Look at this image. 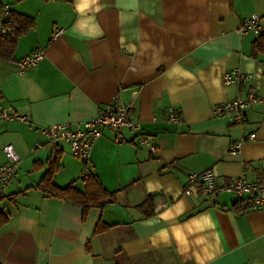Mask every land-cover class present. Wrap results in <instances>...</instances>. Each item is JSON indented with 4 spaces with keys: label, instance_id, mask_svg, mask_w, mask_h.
Wrapping results in <instances>:
<instances>
[{
    "label": "crops",
    "instance_id": "1",
    "mask_svg": "<svg viewBox=\"0 0 264 264\" xmlns=\"http://www.w3.org/2000/svg\"><path fill=\"white\" fill-rule=\"evenodd\" d=\"M2 5L34 26L18 38L11 58H0L2 104L25 118L0 123V164L6 145L21 158L4 195L14 199L0 202L8 215L0 230V264H264V211H236L239 201L231 193H183L189 173L212 170L223 186L264 171V52L254 55L257 37L239 33L242 18L264 19V0H0ZM38 50L43 60L18 74L16 64ZM235 69L250 75L263 100L241 125L212 114L244 95L223 83ZM133 93V115L157 152L152 156L128 131H103L88 171L116 192L115 203L92 208L83 219L80 207L35 189L55 150L60 169L54 184L84 188L81 163L65 144H46L42 128L85 123L115 96L127 102ZM169 107L180 111L181 124L165 122ZM251 133L255 140L229 155L230 145ZM23 170L38 177L35 184H26ZM100 223L108 228L95 234Z\"/></svg>",
    "mask_w": 264,
    "mask_h": 264
},
{
    "label": "built area",
    "instance_id": "2",
    "mask_svg": "<svg viewBox=\"0 0 264 264\" xmlns=\"http://www.w3.org/2000/svg\"><path fill=\"white\" fill-rule=\"evenodd\" d=\"M10 17V8L8 5H2L0 8V36L7 33L6 23ZM239 33L244 36L252 34L256 37L264 34V19L256 15L244 17L240 21ZM61 31L54 33L53 38H57ZM44 54L42 51H35L16 64L18 74H24L35 67ZM250 75L231 70L223 75L225 86H236L243 91L244 95L231 99L213 108V116H229L236 125H241L246 121V113L253 106L263 103L254 87L250 84ZM136 98L133 93L129 101H122L119 96L114 99L91 120L77 124L72 127L69 124L52 125L40 130L41 138L46 144L58 146L65 144L69 148L70 154L77 159L85 172L81 178H87L90 153L94 144L102 137L104 130L113 132L128 131L135 135L137 144L146 148L152 156L156 155L157 149L153 145L151 138L140 131V124L136 121L132 105ZM164 120L171 124H181L183 119L179 110L174 107L166 109ZM24 122L25 118L12 115L2 104V92L0 88V123L1 122ZM256 138L255 133L249 134L245 139L235 141L230 145L228 153L236 156L240 153L244 142H252ZM36 148H41L37 144ZM5 163L0 164V196L6 194L11 187L13 179L18 171L21 158L11 145H6L2 149ZM186 196L199 195L201 197H214L220 193H231L237 200L244 202L248 211H264V171L255 175L254 180H248L245 177L235 179L229 185L219 186L215 182V175L212 170H206L200 173H189L186 176V182L183 189Z\"/></svg>",
    "mask_w": 264,
    "mask_h": 264
},
{
    "label": "trees",
    "instance_id": "3",
    "mask_svg": "<svg viewBox=\"0 0 264 264\" xmlns=\"http://www.w3.org/2000/svg\"><path fill=\"white\" fill-rule=\"evenodd\" d=\"M2 7V6H1ZM6 29H8L6 35L0 36V58H11L20 36L24 35L29 29L34 26V22L31 18L19 15L16 13H10L8 22L6 23ZM264 52V34L257 37L252 45V53L254 55ZM56 147V146H55ZM60 152L55 150L54 154L45 163L47 170L37 182L35 189L40 191L43 195L61 200L65 203L78 206L82 209V216L85 219L86 214L92 208L100 209L106 205L113 204L116 201V192H108L100 182L96 175L87 171L89 174L87 178H81L84 188L83 191L75 189L73 183L65 187H58L54 184L53 180L56 173L60 169ZM37 170L39 165H34ZM84 169V168H83ZM85 171V169H84ZM15 195H9L7 197L0 196V202L5 198L8 201H12ZM150 201L148 197L144 202L147 205ZM236 211L243 212L247 210L248 206L242 201L238 202L235 206ZM8 215L3 209H0V230L7 224ZM108 227L102 223L98 224L94 230L95 234H100Z\"/></svg>",
    "mask_w": 264,
    "mask_h": 264
},
{
    "label": "rangeland",
    "instance_id": "4",
    "mask_svg": "<svg viewBox=\"0 0 264 264\" xmlns=\"http://www.w3.org/2000/svg\"><path fill=\"white\" fill-rule=\"evenodd\" d=\"M77 160V159H76ZM78 161V160H77ZM78 163H80L79 161H78ZM82 166V165H81ZM83 168V167H82ZM21 171H22V168H21ZM20 172V171H19ZM22 174L26 177V184H29V185H32V184H35V182H36V180H38L37 178L38 177H36L34 174H31V176H30V174H26V173H24V170H23V172H22Z\"/></svg>",
    "mask_w": 264,
    "mask_h": 264
}]
</instances>
